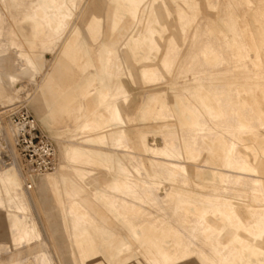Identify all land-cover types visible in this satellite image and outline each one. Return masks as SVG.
<instances>
[{"label":"bare ground","instance_id":"bare-ground-1","mask_svg":"<svg viewBox=\"0 0 264 264\" xmlns=\"http://www.w3.org/2000/svg\"><path fill=\"white\" fill-rule=\"evenodd\" d=\"M0 1V31L9 24L31 47L62 41L42 92L50 79L70 82L58 112L72 108L76 118L68 139L55 143L53 171L25 174L15 151L13 165L0 169V202L10 207L0 214L12 219L1 238L34 232L18 212L37 210L27 179L40 175L45 192L62 194L51 228L62 264H77L74 254L78 264H264V0ZM90 42L98 68L76 78L75 65H94ZM7 52L0 49L2 103L13 102L18 77L32 78L45 63L15 51L17 65ZM119 57L125 76L111 70ZM146 88L131 123L127 98ZM88 97L98 104L92 116ZM155 131H164L162 144L149 142ZM14 132L5 129L10 140ZM40 246L41 264H52Z\"/></svg>","mask_w":264,"mask_h":264},{"label":"rangeland","instance_id":"rangeland-1","mask_svg":"<svg viewBox=\"0 0 264 264\" xmlns=\"http://www.w3.org/2000/svg\"><path fill=\"white\" fill-rule=\"evenodd\" d=\"M87 0H83V2H86ZM82 4L79 6L78 11L79 14L81 12ZM105 8L108 12V9L110 8V3L106 2ZM0 11H3L7 13V10L4 8L2 2L0 1ZM10 17V16H9ZM7 20H12L7 17ZM70 20H79L78 16H73ZM127 24L130 25L133 21L127 19ZM75 22V21H74ZM74 24V23H73ZM9 25V24H8ZM7 23H5V26L3 25V28L0 31V49H7V53H9L8 56H12L14 64L18 63L20 64L22 60L20 58H17L15 55L16 52L21 51H34L38 54H40V59L43 60L44 67L41 72H36L33 74V77L30 78L28 76H20L16 79V81L13 84V102L9 103V101L6 100V102L2 103L0 101V109L6 105H10L7 108H4V112L0 114V169L8 168L13 165L15 161L14 151L19 157V161L22 163L21 166L24 169V173H33V171H29V167L26 165L24 160L21 158L18 149H17V136L18 133H15L12 135V140H10L5 133L6 128L13 129V127L17 126V124L13 120V112H17L19 110H28L30 114H32L37 123L39 128L51 139L54 140V143L61 144L64 143L68 139V129L70 127H74L76 124V118L71 110L66 111L65 113H59L58 108L62 103V96L65 92L69 90L70 82H59L57 78L50 79V83H48V89H45V94L42 92V89H44L45 83V75L50 74L53 71V64L57 60L59 49L62 46V41H60L57 45H42L39 44L35 47H31L30 45H27L20 37L18 38L17 35H11L10 28L8 27ZM3 30V32H2ZM9 30V31H7ZM5 32V33H4ZM9 33V34H8ZM6 35V36H5ZM3 36V37H2ZM8 37V38H7ZM6 38V39H5ZM11 38L14 39V41H11ZM9 39V40H8ZM9 43H8V42ZM6 43V44H5ZM13 43V44H12ZM91 46V57L94 60V65L89 66L84 72L83 68L79 65H75L71 72L76 78H81L84 75H88L92 72H94V69L98 68V52L96 50V45H94L93 42H90ZM3 55V54H2ZM1 56V55H0ZM117 61V62H116ZM114 63L111 64V70L114 73H121L122 76H125L126 74V68L123 64L122 57L117 58ZM14 68V71L19 72L20 67L17 66ZM152 68V67H151ZM116 69V70H115ZM1 71V66H0ZM70 73V72H69ZM50 78V77H49ZM128 82V80H126ZM23 83V84H22ZM23 85V86H22ZM126 83L121 82L116 86L115 93L119 95L122 98V95L126 92ZM129 88H131L132 92L134 90H138V85L136 83H128ZM17 88H21L19 91H17ZM48 90V91H47ZM23 91V92H22ZM18 92V93H17ZM135 92V91H134ZM148 90L147 88L141 91L138 94H134L133 96L127 98V103L125 104L126 108L129 109L131 103L134 106V109H132V112H129L127 110H124V115L126 119L130 120L131 123H136L135 121V114L137 112V109L142 105L144 98L147 94ZM120 93V94H119ZM127 94V93H126ZM128 95V94H127ZM37 99L38 107L33 106L34 100ZM131 100V102H130ZM85 112L92 116V112L97 107V103L93 100L92 97H88L85 100H82ZM12 104V105H11ZM75 105L74 103L72 104ZM99 111H106L104 108H97ZM107 114V112H105ZM173 119V117L171 118ZM263 128L259 127L258 131L263 132ZM88 132V129H83V132ZM159 134V135H158ZM217 132L212 133V135H216ZM148 139L150 143H156V144H162L163 137H164V131H155L148 133ZM211 135V136H212ZM157 136V137H156ZM177 139V138H176ZM157 141V142H156ZM197 141H200L198 138ZM14 146V148H13ZM58 146V145H57ZM106 146V145H105ZM121 150H131L126 147H120ZM200 158H203V154L201 153L199 155V163ZM25 173V174H26ZM45 176H49L50 174H43ZM181 175H177V178H180ZM187 176V174L185 175ZM40 175H32L29 176L27 179V183L29 189L34 194V203L37 210H34V208H29V210H24L18 212V214L26 216L29 220L32 226L34 227V232L27 240H17L12 239V237H7L5 240L4 238H1L0 236V264H7L4 263L7 260L11 259L15 263L13 264H41V252H40V245H44L46 248V258L53 264H62V259L59 256V249L57 248V245L55 243L54 236L52 235L51 228H52V222L55 218V212H61L62 205L60 202V199L62 197L61 192H57L56 188L52 187L50 191L45 192L42 188V182L39 178ZM164 184V185H163ZM162 186V187H161ZM167 186L166 183H160L156 187L157 194L162 195L164 194V188ZM168 187V186H167ZM161 188V189H160ZM163 188V189H162ZM161 190V191H160ZM159 192V193H158ZM48 194L52 196L51 200H48ZM96 204V202H95ZM34 207V205H33ZM54 207L56 208V211L54 210ZM9 209L10 207L6 204H3L0 202V211L1 209ZM13 209V208H12ZM59 209V210H58ZM92 212V213H91ZM94 211H90V214L94 216ZM12 219L10 216H4L3 214H0V234L1 231L6 230L7 225L10 226ZM8 223V224H6ZM6 225V226H5ZM67 225V224H66ZM67 227V226H66ZM42 228V229H41ZM65 228V227H64ZM41 229V231H40ZM44 230V232L42 231ZM42 233V234H41ZM46 233V234H43ZM12 234V233H11ZM44 235V236H43ZM11 239V240H10ZM36 241V242H35ZM38 241V242H37ZM47 241V242H46ZM25 242V243H24ZM32 242V244H31ZM17 246H16V244ZM19 243V244H18ZM46 243V244H45ZM24 244V245H23ZM27 244V245H26ZM37 245L33 250L32 247L34 245ZM32 245V246H30ZM15 246V247H14ZM27 246V247H25ZM39 247V248H38ZM20 252H15V251ZM30 250V251H29ZM35 250L38 252V256L35 253ZM12 251V252H11ZM9 252V254H8ZM33 252L36 254H33ZM13 254V255H12ZM16 254L18 256H16ZM14 260H13V259ZM52 259V260H51ZM4 260V261H3ZM74 260L78 264L79 258L74 254Z\"/></svg>","mask_w":264,"mask_h":264},{"label":"built area","instance_id":"built-area-1","mask_svg":"<svg viewBox=\"0 0 264 264\" xmlns=\"http://www.w3.org/2000/svg\"><path fill=\"white\" fill-rule=\"evenodd\" d=\"M12 116L19 127L17 149L26 165L33 172L53 171L58 162L54 141L39 128L28 110L15 111Z\"/></svg>","mask_w":264,"mask_h":264}]
</instances>
